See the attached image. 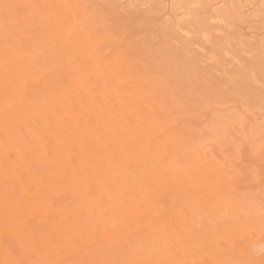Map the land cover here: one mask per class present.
<instances>
[{
	"label": "bare ground",
	"instance_id": "6f19581e",
	"mask_svg": "<svg viewBox=\"0 0 264 264\" xmlns=\"http://www.w3.org/2000/svg\"><path fill=\"white\" fill-rule=\"evenodd\" d=\"M132 1L0 0V264H69L104 253L173 264L264 258V0ZM160 3L167 7H152ZM20 4L47 6L27 11L52 26L43 52L16 50L6 85L4 17L15 9L5 5ZM96 5L107 7L102 13ZM153 15H169L163 30L179 27V39L155 44L141 25ZM106 16L123 27L113 32ZM87 73L99 81L98 91L114 93L134 124L117 125L113 143L121 132L126 142L117 145L121 160L101 170L110 187L89 192L56 166L43 181L32 178L31 192L17 188L6 200V175L11 186L23 166L15 156L17 129L26 133L38 112L79 102ZM226 161L239 162L235 172ZM193 184L203 194L198 205L182 195ZM189 226L196 231L190 249L171 240L150 247L162 227L167 236ZM67 229L85 237L83 252L70 249Z\"/></svg>",
	"mask_w": 264,
	"mask_h": 264
},
{
	"label": "snow or ice",
	"instance_id": "6c2138e0",
	"mask_svg": "<svg viewBox=\"0 0 264 264\" xmlns=\"http://www.w3.org/2000/svg\"><path fill=\"white\" fill-rule=\"evenodd\" d=\"M47 6L20 4L5 5V9H15L14 13L5 12L3 26L4 42V67L5 82L10 84L9 66L15 61L17 49L40 47L49 35L46 28L52 26L50 18L42 14H32L28 9L42 8ZM98 11L104 12L105 5L94 6ZM152 7L165 8L166 5ZM107 26L113 32L120 30L123 25L117 18L106 16ZM165 19L161 15H153L144 18L141 25L150 31L154 36V43L157 45L166 44L171 39H179L180 28L174 32L163 30L162 25ZM261 72L264 73V58H262ZM85 87L76 92L79 102L73 101L67 111L59 107L48 108L35 114L30 118L26 133L17 129L20 140V147L16 151V160L22 162L20 170L11 178L5 179V199L10 200L16 196V189L20 188L24 194L31 192V180L34 176L40 177L41 181L46 179V169L49 167H63L68 169L72 177L78 182L85 184L89 192L94 187H110L107 182L101 181L104 169L111 161H119L122 152L117 145L126 142L125 132H121L119 139L113 143L114 134L119 131L117 125L122 119H128V130H134V124L128 117L126 111L121 112L114 102V93L101 92L99 81L93 73L84 76ZM108 86L106 81L104 87ZM7 114V108L5 109ZM230 171L235 172L239 166L238 161H226L223 165ZM92 169H96L95 172ZM113 180L112 185H115ZM223 189L217 187V195H223ZM182 195L195 201L197 205L203 198L200 186L193 184L184 189ZM252 221H247L246 226L251 227ZM259 227L264 231V211H262ZM162 227L158 239H153L151 248L156 249L162 242L171 240L172 245L190 249L196 238V231L193 227H186L184 230L168 232ZM92 233L88 238L91 239ZM65 237L69 242L71 250L83 252L85 237L76 235L73 229H67ZM103 247V246H102ZM53 264H64L62 261H55ZM69 264H173L167 260H139L125 261L111 258L107 253L103 258H81L74 259ZM179 264V262H177ZM218 264H264V258L259 262L248 259H226Z\"/></svg>",
	"mask_w": 264,
	"mask_h": 264
},
{
	"label": "rangeland",
	"instance_id": "374dc122",
	"mask_svg": "<svg viewBox=\"0 0 264 264\" xmlns=\"http://www.w3.org/2000/svg\"><path fill=\"white\" fill-rule=\"evenodd\" d=\"M131 1H132V0H131ZM111 2H113V1H111ZM132 2H135V3H136L137 1H136V0H133ZM108 3H109V1H106V5H109V7H110V3H109V4H108ZM114 3H115V2H114ZM160 4H162V3H160ZM116 5H118V4H116ZM127 5L129 6V4H127ZM127 5H126V4H125V5H122V7H123V6H127ZM158 5H159V4H158ZM162 5H163V4H162ZM167 5H168V3H167ZM113 6H115V4H114V5L112 4L111 7H113ZM127 8H128V7H127ZM157 8H158V7H154V9H157ZM123 9H125V7H123ZM147 9H148V8H147ZM149 10H150V9H149ZM149 10H148V11H149ZM151 10H152V9H151ZM143 11H144V10H143ZM148 11L145 10V13H146V14H150V13H152L151 11H149V12H148ZM152 11H153V10H152ZM157 11H159V8H158ZM163 16H164V15H163ZM168 16H169V15H168ZM168 16L165 15L166 18L164 17L165 19H167V21L170 20V18H169ZM115 18H116V17H115ZM167 21H166V22H167ZM163 26H165V25H163ZM162 28H163V27H162ZM135 29H136V28H135ZM163 29H165V27H164ZM142 36H144V31H143V33H142Z\"/></svg>",
	"mask_w": 264,
	"mask_h": 264
}]
</instances>
